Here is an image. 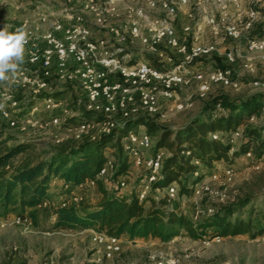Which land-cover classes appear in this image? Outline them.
<instances>
[{
    "label": "rangeland",
    "instance_id": "obj_1",
    "mask_svg": "<svg viewBox=\"0 0 264 264\" xmlns=\"http://www.w3.org/2000/svg\"><path fill=\"white\" fill-rule=\"evenodd\" d=\"M147 1L97 0L99 7L105 8L110 5L115 10L113 13L105 12L103 23L97 26L94 24V13L81 10L80 0L70 2L64 0H0V28L7 25L9 31L15 32L23 27L30 36L31 43L42 46L44 44L42 36L53 30V23L56 20L64 24L70 21L66 19V16L72 12L69 7L73 6L83 16L85 23L92 28L95 37H103L114 44L111 29L121 28L126 37V43H123L124 51L130 53L132 59L142 57L147 60L153 57L159 66L170 67L178 62V57H174V63L161 62L156 56L142 50L139 43H130L126 33L127 29L124 28L129 22L128 10L130 8H142L146 15L165 17L159 10L148 8ZM189 3L185 9L178 8L177 16L173 19V24L177 29H180L182 23L186 22L185 17L188 16L192 22L199 23L203 22L204 16L209 13L215 14L219 28L225 23L241 27L247 21L250 9L257 12L252 25H264V0H243L238 8L227 1L223 8L226 12L224 19L220 18L221 6L214 0H202L201 10L195 8L192 0ZM190 13L194 16L190 17ZM43 17L46 20H43ZM144 23V20H139V24L144 25ZM204 33L202 42H216L221 53L229 50L236 53V60L230 67L233 78L237 79L239 84L237 86L214 84L211 86L210 93L202 98L197 94L196 84L193 83L186 91L178 90L173 100L160 97L158 111L147 115L160 126L176 129L186 124L202 109L206 99L216 95H224L233 99L255 93L264 94V88L252 83L254 79L264 81V66L261 64L260 57L252 59L254 72H247L243 67L248 56L245 37L242 36L236 40L222 39V36L215 37L209 34L208 27H205ZM56 35L57 37L62 36L61 32H56ZM161 49L164 48L161 47ZM218 62L225 61L219 54H214L209 60L202 61V65L214 68ZM55 66L56 63L53 61L49 68L48 78L45 79L48 83L39 88L34 78L36 75L41 76L43 69L41 65L32 64L29 61V48H27L20 70L8 81L0 82V103L8 106L11 103L10 100H16V106L8 107V109L12 116L21 118L19 124L9 126L0 115V131L5 136L11 137L8 142L10 144L19 141L29 144L24 152L12 160L11 168H17L26 162L46 159L56 151L75 149L82 143L99 138L106 131V126L102 122L90 125L85 131L78 129L67 131L65 126L58 128L57 124L52 122L54 118L58 119V122H75L82 116H87L84 109L83 91L75 81L60 77L56 73ZM56 93L64 95L66 101L60 106L44 107L41 95ZM32 101H36L37 110L30 114L33 107ZM174 102H191L192 105L183 110H176L172 108ZM139 111L143 112L140 108ZM114 119L120 121L119 116ZM260 121H264V114L261 119L255 118L252 123ZM139 129L143 131V128ZM139 129L136 127L133 130L138 132ZM216 134L221 136L220 133ZM232 137V143H237L240 134ZM152 149L153 147L147 154L151 153ZM258 162L257 167H252L240 155L231 166L232 173L229 178L223 173H220L216 179L211 177L212 173L222 171L227 167L226 165H215L211 170L203 168L201 180L194 185L198 192L191 190L187 195H176L173 202L178 203L181 211L191 219L195 227L208 215L232 203L245 193H253L256 198L258 197L254 200L257 207L264 201V158ZM112 173L106 175L105 180L111 177ZM142 174L143 171L140 168L133 169L132 173L129 172L125 178V187L121 191L134 185L136 179H139ZM106 183L108 188H112L108 181ZM61 189L59 184L50 186L51 203L39 206L35 221L31 219V224L28 226L12 223L10 216L15 213L5 212L3 208H0V264H18L20 261H24L25 264H170L171 261H176V264H264V234L255 238L248 234L217 237L208 230L203 237L197 239L181 231L166 242L143 239L130 241L121 237V251L111 258H106L102 246L92 240L95 230H65L52 227L54 223L53 206L61 201L74 204L84 201L94 202L98 195L95 185H85L72 193ZM152 194L159 197L163 196L165 191L156 190ZM205 207H212L214 210L208 213ZM195 215H197V220L194 222Z\"/></svg>",
    "mask_w": 264,
    "mask_h": 264
},
{
    "label": "trees",
    "instance_id": "obj_2",
    "mask_svg": "<svg viewBox=\"0 0 264 264\" xmlns=\"http://www.w3.org/2000/svg\"><path fill=\"white\" fill-rule=\"evenodd\" d=\"M244 37L245 41L264 37V25L252 26ZM147 61L155 67H161L153 57ZM215 65L219 68L227 66L226 62ZM54 96L65 98L60 93ZM35 102L31 104H37ZM218 104L224 113L216 110ZM263 108L262 93L233 99L216 95L206 99L202 109L176 129L160 126L147 115H142L126 120L123 125L114 127L110 133L102 134L94 141L82 143L69 151L53 152L46 159L26 162L17 168H11V162L29 144L22 141L10 144L11 137L0 131V208L5 212L27 215L35 221L38 207L51 203L49 184L52 179H59L63 187L68 185L69 188L64 189L67 193L87 180H94L98 193L94 202L74 204L61 201L52 207L53 229H93L130 241L143 239L166 242L181 231L197 239L203 237L207 230L213 236L248 234L255 238L264 234V201L256 207L254 200L258 197L253 193L237 197L195 227L178 203L173 202L175 199L168 203L165 194L158 197L152 192H166L169 186H175L177 195H187L201 180L203 168L211 170L215 165L232 166L237 157L247 152H251L258 161L264 158V121L252 123L251 120L261 119ZM87 115L90 117V114ZM69 122L72 121L64 124ZM136 127L143 128V131L139 129L138 132L150 136L153 153H165L157 178L151 183L143 200L139 199L141 177L123 192L119 185L121 179L136 169L131 157L123 149L124 137ZM237 131L240 133L238 142L232 143V134ZM215 133L221 136L213 138ZM109 159L115 165L112 176L106 180V176L97 178L98 172ZM106 181L112 188L107 187ZM63 202H66L65 206L61 205ZM18 264L25 262L20 261Z\"/></svg>",
    "mask_w": 264,
    "mask_h": 264
},
{
    "label": "built area",
    "instance_id": "obj_3",
    "mask_svg": "<svg viewBox=\"0 0 264 264\" xmlns=\"http://www.w3.org/2000/svg\"><path fill=\"white\" fill-rule=\"evenodd\" d=\"M214 1L221 6L220 18L224 19L226 15L223 10L224 3L228 1L238 8L243 0ZM80 2L82 11L94 13V24L97 26L103 23L105 12L113 13L115 11L110 5L105 8L99 7L97 0H80ZM189 2L191 0H148V8L159 10L165 15L164 18L146 15L144 10L138 7L128 10L129 22L124 28L127 29L129 42L139 43L142 50L156 56L161 62L174 63V57H178V62L170 67H155L142 57L132 59L130 53L124 51L123 43H126V37L121 28L111 29L115 40L114 44L103 37H95L92 28L85 23L83 16L73 6L69 7L72 12L66 16V19L70 21L64 24L56 20L53 23V30L42 36L44 42L42 46L31 43L28 35V43L25 45V49L29 48V61L32 64L41 65L43 69L41 76L36 75L37 78H34L37 86L39 88L46 86L48 82L45 79L48 78L49 68L54 61L56 73L60 77L69 78L70 81H75L79 85L85 98L84 109L87 114H90V117L88 115L82 116L80 120L67 124L58 122L56 118L52 122H55L58 128L65 126L67 131L73 129L85 131L90 125L102 122L106 126V131L102 134H108L114 127L123 125L126 120L155 114L158 111L160 97L173 100L178 90L193 83L197 86V94L202 98L210 93L211 86L214 84L237 86L239 81L233 78L230 67L236 60V53L232 50L221 53L216 42L204 43L198 39L205 27H208L215 37L239 39L251 29L257 12L250 9L247 15L248 19L241 27L232 23H225L221 28H219L215 14L209 13L204 16L203 22L195 25H184L179 32L173 24V19L177 16L178 8L188 5ZM192 3L196 9L201 10L202 0H192ZM192 15L194 16L193 13L189 14L190 17H193ZM42 19L46 20L45 17ZM141 19L144 20V25L139 24ZM56 32H61L62 36L57 37ZM115 44L117 45L115 46ZM246 51L248 56L243 63L245 71H255L252 62L253 57H260L261 64L264 66V37L247 39ZM214 54L222 56L227 66L212 68L202 65L203 59ZM252 83L264 88V81L262 80L254 79ZM10 101L8 106L3 104L4 108L0 110V115L9 126H16L21 118L12 116L8 107L14 108L17 101ZM65 101L66 97L61 98L51 94L45 95L41 99L43 106L47 108L60 106ZM191 105V102H174L172 108L183 110ZM139 108L143 112H140ZM35 110H37V104L33 105L30 114H33ZM216 110L224 113V109L219 104L216 106ZM116 116L120 117V121L114 119ZM251 120L253 121L254 118ZM239 134L237 131L232 136ZM212 137L218 138V135L215 133ZM230 141L233 142V137ZM151 147L152 140L145 132L130 130L124 137V151L131 157L134 167L143 171L139 179L140 200L145 198L151 183L156 180L165 156L163 151L147 154ZM242 157L249 162L250 166H258V160L254 158L251 152L243 154ZM114 169L113 160H107L98 172L97 178L108 175ZM220 173L229 178L232 167L228 166L222 171H216L212 173L211 177L216 179ZM125 181V179L120 180L121 189L125 187ZM88 184L94 185V180H87L77 185L75 189H80ZM68 188L69 186L65 185V189ZM193 190L198 192L196 187H193ZM176 195L175 186H169L166 189L165 198L168 203L174 200ZM61 205L65 206L66 202ZM204 209L208 213L214 210L212 207H205ZM10 217L11 222L16 225L28 226L31 224V219L27 215L12 214ZM196 220L197 215H195L194 222ZM92 240L102 246L106 258H111L114 254L119 253L122 248L121 237L107 235L104 232L94 231ZM170 264H176V261H171Z\"/></svg>",
    "mask_w": 264,
    "mask_h": 264
},
{
    "label": "clouds",
    "instance_id": "obj_4",
    "mask_svg": "<svg viewBox=\"0 0 264 264\" xmlns=\"http://www.w3.org/2000/svg\"><path fill=\"white\" fill-rule=\"evenodd\" d=\"M27 43L28 33L23 27L15 32L9 31L7 25L0 28V82L8 81L20 70ZM3 108L0 103V110Z\"/></svg>",
    "mask_w": 264,
    "mask_h": 264
},
{
    "label": "crops",
    "instance_id": "obj_5",
    "mask_svg": "<svg viewBox=\"0 0 264 264\" xmlns=\"http://www.w3.org/2000/svg\"><path fill=\"white\" fill-rule=\"evenodd\" d=\"M189 4H190V3H189ZM186 7H188V5L183 6L182 8L185 9ZM187 14H188V13H187ZM185 18H186V22L182 23L181 28H180V29H177L178 31H181V30H182V27H183L184 25H187V24H191V25L198 24L197 21L192 22V20L189 19L188 16L185 17ZM204 31H205V28H204L202 34L199 36V39H198V40H199L200 42H202V40H203V36L205 35ZM203 33H204V35H203ZM208 33L212 35V33L209 31V29H208ZM204 43H205V42H204ZM188 88H189V87H184V88L181 89V91H186ZM195 89H196V91H197V86H196V85H195ZM53 184H59V186L62 187L61 190H64V189H65V187L62 186L61 181H60L59 179H57V178H56V179H52V180L50 181V184H49V185L51 186V185H53ZM74 190H76V189L74 188V189L72 190V192H74ZM49 191H50V188H49ZM72 192H71V193H72Z\"/></svg>",
    "mask_w": 264,
    "mask_h": 264
}]
</instances>
